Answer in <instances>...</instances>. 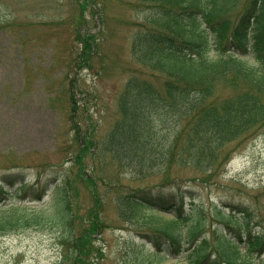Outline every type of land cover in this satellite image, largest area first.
I'll return each mask as SVG.
<instances>
[{
    "label": "trees",
    "instance_id": "obj_1",
    "mask_svg": "<svg viewBox=\"0 0 264 264\" xmlns=\"http://www.w3.org/2000/svg\"><path fill=\"white\" fill-rule=\"evenodd\" d=\"M138 1L143 16L132 48L151 73L126 81L117 122L91 144L92 171L100 181L89 184L95 206L113 201L119 221L138 225L135 232L152 243L147 256L130 252L128 264H159L180 254L188 264H264V226L253 229L259 223L248 205L223 201L204 207L195 203L190 188H133L119 180L123 172L144 176L173 162L200 174L216 171L230 155V142L264 127V0ZM224 87L230 93L219 97ZM80 138L76 134L74 142L83 150L87 140L81 147ZM109 164L121 171L111 175ZM38 165L44 173L42 161ZM81 174L88 186L89 174ZM39 180L26 179L21 170L0 172V233L48 225L59 232L64 247L59 262L71 257L65 249H75L76 257L88 255L86 242L104 220L92 207L79 217L67 179L47 200ZM35 200L42 202L29 204ZM206 214L215 220L209 236H203ZM75 237L82 242L75 245Z\"/></svg>",
    "mask_w": 264,
    "mask_h": 264
},
{
    "label": "rangeland",
    "instance_id": "obj_2",
    "mask_svg": "<svg viewBox=\"0 0 264 264\" xmlns=\"http://www.w3.org/2000/svg\"><path fill=\"white\" fill-rule=\"evenodd\" d=\"M141 5L138 0H0V172L21 169L27 179L39 176L48 192L45 200L65 178L81 209L79 217L86 208L90 214L92 207L105 222L90 244L86 242L88 255L76 257L75 249H65L71 257L60 262L64 247L59 232L48 225L0 233V264H128L130 252L147 256L154 250L135 232L138 225L119 221L113 201L95 206L96 192L89 185L99 181L92 171V142L103 140L117 122L126 81L151 73L132 48L143 16ZM218 93L223 97L230 91L224 87ZM76 134L81 147L84 140L88 147L81 150L75 145ZM263 134L261 127L230 142L226 148L230 155L216 171L200 174L173 162L166 170L144 176L121 173L119 180L134 188H190L196 192L195 203L204 207L211 202L242 203L264 226ZM107 166L111 175L121 171L118 165ZM82 172L89 174L88 186ZM206 217L203 236L215 226V220ZM78 237L75 245L82 242ZM159 264L187 262L182 254Z\"/></svg>",
    "mask_w": 264,
    "mask_h": 264
}]
</instances>
